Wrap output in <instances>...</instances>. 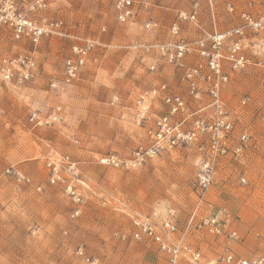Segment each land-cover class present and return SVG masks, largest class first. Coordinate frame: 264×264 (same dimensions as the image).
<instances>
[{"label": "rangeland", "instance_id": "rangeland-1", "mask_svg": "<svg viewBox=\"0 0 264 264\" xmlns=\"http://www.w3.org/2000/svg\"><path fill=\"white\" fill-rule=\"evenodd\" d=\"M153 1L157 7L140 12L129 24H120L115 0H47L48 9L34 14L36 18L61 19L71 35L98 42L80 79L70 86L61 79L64 62L72 55V37L49 36L34 46L15 41L8 29L0 27V64L32 52L38 67L31 83L16 86L0 81V264H168L157 245L130 238L135 217L155 223L174 220L179 228L176 239L201 250L205 264L219 260L228 250L247 259L264 255L260 240L264 229V34L245 30L244 50L253 59L251 65L233 71L225 61L231 79L222 98L235 122L232 142L240 143L244 133L249 140L239 157L229 154L219 161L204 198L197 190L196 147L164 153L135 169L98 162L109 154L128 158L150 143L149 128L165 107L160 99L152 100L149 124H136L134 113L145 91L166 83L187 97L184 70L136 46L172 40L169 28L178 12L191 13L197 4V23H180L181 34L190 42H209L212 33L241 25L237 15L227 11L229 0H214L215 18L209 0ZM231 1L238 12L259 10L250 7V0ZM149 19L157 20L160 27L146 30L144 23ZM229 45L227 40L225 54ZM198 61L200 57L193 53L185 63L193 66ZM152 64L155 71L150 70ZM54 82L60 86L53 88ZM114 96L119 97L117 104H112ZM244 99L246 105H242ZM55 106L64 109L65 123L42 129L29 125L31 109ZM54 156H68L79 170L85 203L77 218L71 217L74 205L63 185L49 182L46 162ZM10 167L20 169L31 184L9 178L5 172ZM193 212L197 219L218 216L228 231L237 232L238 239L194 230L186 233ZM119 234L128 239H120ZM80 248L84 257L78 255ZM179 264L189 263L182 259Z\"/></svg>", "mask_w": 264, "mask_h": 264}, {"label": "built area", "instance_id": "built-area-1", "mask_svg": "<svg viewBox=\"0 0 264 264\" xmlns=\"http://www.w3.org/2000/svg\"><path fill=\"white\" fill-rule=\"evenodd\" d=\"M213 17L215 18L214 0H209ZM153 0H115L117 21L120 24L133 22L142 11H151L157 7ZM250 7L259 10H242L238 12L234 2L229 0L227 11L237 15L241 25L226 32H214L207 39L196 42L188 41L181 34L180 23H197L198 4L191 13L180 11L177 21L169 28L172 40L156 44L136 46L147 55L157 54L165 62L177 69H183V81L187 88V97L175 92L164 83L156 88L145 91L137 102L134 113V122L138 125L149 124L150 106L153 100L160 99L165 107L164 113L156 116L149 128L150 143L137 148L130 157L122 158L116 154L101 156L98 162L104 166L117 169H135L153 160L164 153H170L180 148L198 149L197 190L204 198L213 183L217 164L220 160L233 154L239 157L249 140L246 133L240 137V143L232 142L235 122L227 110L222 98V90L230 82L231 76L225 69V61L233 71H239L252 64V57L244 50L243 37L245 30L257 34H264V0H250ZM49 7L47 0H0V27L3 26L11 32L15 41H27L37 46L42 39L49 36H67L74 39L71 47L72 55L64 62L61 83L66 86L73 85L81 77L87 61L98 47V42L91 38L76 37L68 33L65 23L61 19L49 20L45 17L38 19L34 14L46 11ZM157 20L149 19L144 23L146 30H156L160 27ZM102 28V31H105ZM216 30V29H215ZM230 40L228 52L224 53V43ZM196 53L200 57L193 66H186L188 55ZM155 71L156 65H150ZM38 67L32 52L22 53L15 57L6 58L0 64V81L7 84L21 86L35 80ZM59 82L52 84L58 88ZM208 99L209 101H205ZM119 97L112 98V104H117ZM247 104V99L242 105ZM66 121L64 109L61 106L53 107L48 113L33 111L28 116V123L33 128H51ZM49 171L50 184H62L64 191L73 203L72 218L82 213L85 195L81 192L82 184L79 170L68 156L62 158L52 157L46 162ZM6 175L18 184L30 185L31 179L17 167H10ZM66 174L69 179L66 178ZM246 183V179H242ZM42 188H38L41 190ZM193 212L185 227V232L194 230L197 233H207L213 236L227 235L230 239H238L236 231L227 230V224L218 216H206L197 219ZM131 239L139 242H149L158 246L167 256L168 264H179L186 260L189 264H205L204 257L198 248H195L183 239H176L179 231L177 223L171 218L155 223L148 218L135 217L133 219ZM122 240L128 239L126 234H119ZM264 243V229L260 234ZM78 255L84 257L82 248ZM90 261V258H86ZM207 264H264V255L254 259L237 256L228 250L216 261Z\"/></svg>", "mask_w": 264, "mask_h": 264}, {"label": "crops", "instance_id": "crops-1", "mask_svg": "<svg viewBox=\"0 0 264 264\" xmlns=\"http://www.w3.org/2000/svg\"><path fill=\"white\" fill-rule=\"evenodd\" d=\"M72 43H73V41H72ZM28 84V83H27ZM53 108V107H52ZM51 108V109H52ZM51 109H49V110H47V109H40V110H38L37 108L36 109H31V111L29 112V114L31 113V112H33V111H40V112H42V113H44V114H46V113H48ZM41 110H44V111H41Z\"/></svg>", "mask_w": 264, "mask_h": 264}]
</instances>
